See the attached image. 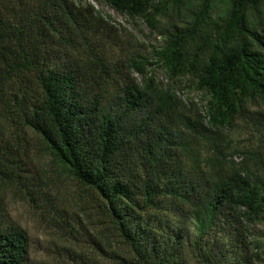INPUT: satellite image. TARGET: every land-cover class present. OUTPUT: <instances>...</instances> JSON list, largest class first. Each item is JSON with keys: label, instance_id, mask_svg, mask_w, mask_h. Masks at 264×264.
<instances>
[{"label": "trees", "instance_id": "trees-1", "mask_svg": "<svg viewBox=\"0 0 264 264\" xmlns=\"http://www.w3.org/2000/svg\"><path fill=\"white\" fill-rule=\"evenodd\" d=\"M95 1L143 20L150 53L113 56L123 27L91 0H0V264H30L5 201L45 196L39 157L87 192L115 264H264L261 164L190 148L264 107V0Z\"/></svg>", "mask_w": 264, "mask_h": 264}, {"label": "rangeland", "instance_id": "rangeland-1", "mask_svg": "<svg viewBox=\"0 0 264 264\" xmlns=\"http://www.w3.org/2000/svg\"><path fill=\"white\" fill-rule=\"evenodd\" d=\"M91 2L103 13L109 14L114 24L123 27L117 31L114 44L111 41L109 43V52L113 53V56L130 51H138L143 55L150 53L157 38L149 33V28L143 20L119 14L103 1ZM150 69H153L155 77L159 80L175 85L167 79L161 69ZM134 76L139 79V75ZM181 80V83L185 82L184 79ZM176 91L180 96L188 95L189 98L199 94L192 88ZM251 109L255 111L248 112L246 117L236 120L230 128L206 133L207 138L192 137L190 148L203 167L218 164L224 171L239 166L258 171L257 165L261 164L259 171H264V107L253 106ZM207 141L214 144L215 151H212ZM216 150L227 154V157L220 159ZM47 158L39 157L42 165L49 160L48 171L41 173L42 176L46 178L53 175L48 185L41 186L46 192L45 196L31 200L11 194L5 201L7 221L27 234L29 263L88 264L90 258L95 257L101 263L115 264L94 243L98 237L102 246L110 250L105 242V230L94 211V203L85 200L87 192L69 175L54 173L56 166L52 159ZM184 158V162L188 164L190 159L186 156ZM32 171L36 172L35 169ZM34 176L37 177V174ZM67 219L74 226L72 231L66 225ZM83 227L87 231H84ZM257 229L264 230V225H257Z\"/></svg>", "mask_w": 264, "mask_h": 264}, {"label": "built area", "instance_id": "built-area-1", "mask_svg": "<svg viewBox=\"0 0 264 264\" xmlns=\"http://www.w3.org/2000/svg\"><path fill=\"white\" fill-rule=\"evenodd\" d=\"M177 93V92H176ZM178 94V93H177ZM183 99H185V97L184 96H181ZM190 100H192L193 102H195V103H200V100H199V94L198 95H194V96H192V97H190L189 98Z\"/></svg>", "mask_w": 264, "mask_h": 264}]
</instances>
